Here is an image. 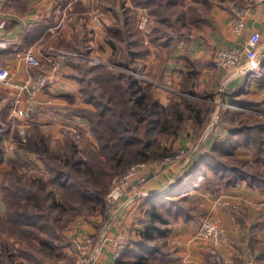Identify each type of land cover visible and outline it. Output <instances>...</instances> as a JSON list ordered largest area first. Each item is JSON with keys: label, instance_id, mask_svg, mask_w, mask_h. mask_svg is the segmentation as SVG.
<instances>
[{"label": "rangeland", "instance_id": "rangeland-1", "mask_svg": "<svg viewBox=\"0 0 264 264\" xmlns=\"http://www.w3.org/2000/svg\"><path fill=\"white\" fill-rule=\"evenodd\" d=\"M125 2L122 6V20L114 22V26L110 27L102 38L105 45L102 46L97 42L93 50L92 46L96 38L88 44L89 37L85 35L82 39L83 43L81 41L85 47L75 50L85 54L78 58L77 62L80 64L74 70L73 75L80 83L81 96L77 101L70 100L71 109L78 111L83 109V113L88 111L93 116L96 112V117L103 112L102 119H112V109L100 111L101 107L96 103L84 102V96L89 97L93 94L101 95L103 100L111 102L109 91L104 90L107 88L103 79L100 78L99 81L96 78L97 73L103 68L108 72L111 70L123 72L140 79L143 85H146L148 99L166 106L164 124L160 121V124L155 121L147 124L148 126L142 124L143 128L147 127V131L142 135L145 138L142 144L145 146L143 150L148 160L139 161L134 165L141 164L139 171L147 169L151 176L140 187L134 182L137 187L130 188L132 192L137 191L133 194L134 201H140L139 190L142 193L148 192L143 186L149 179L156 178L164 171L173 172L167 179L169 183L166 187L148 193L163 192L169 186L183 181L192 168L206 156L205 163L199 170L204 175L194 181V188L179 196H166L165 202L158 206L162 219L155 222L156 230L152 231V239L149 242L155 245L159 252L144 259L143 264H150L154 256H163L170 251V248L175 247L174 245L172 247L166 238V234L172 232L179 223V220L167 222L171 219V213L191 210V213L202 214L204 208L196 200V195H206L210 192L221 194L222 191L240 186L244 182L249 184V179L254 182L252 185L254 187L257 184L255 177L264 180V59L260 69L262 75L251 77L243 74L225 84L228 75L226 71L217 69L213 63L216 71L209 74L203 69L204 63L190 62L186 58L182 63L184 66L187 65V73L177 71L181 74L177 84H174L175 82L168 84L166 77L172 73L168 65L171 55L181 47L178 46L179 42L188 43L190 37L194 36L192 34L202 30L198 13H207L211 8L210 1L201 0L198 3L197 0H126ZM241 2L242 0H238V3ZM136 5L143 6L136 7ZM124 10L125 15L130 14V18L133 19L128 23L126 32L117 30L120 26L123 27ZM143 10L150 16L146 32L138 28L139 14ZM107 38L113 41L112 45ZM262 38L261 36L263 42ZM95 58L101 62L94 63ZM244 98L253 102L254 107L246 108L237 104L236 100ZM117 102L118 100L115 105ZM62 108L63 113L60 116L63 119L33 118L29 122L31 125L29 131L27 130L29 123L26 126L14 116H2L0 120L5 126L10 124L7 127L9 131L4 135V138L7 137L3 139L6 144L0 147V264H81L80 259L88 257L91 259L95 254L96 244L101 248L102 244L99 243H103L106 238L108 223H111V220H108L112 211L116 210L118 201L127 195L125 190L116 202L108 196L113 187V180L119 175L112 177L103 202L82 197L79 190L72 186L59 187L55 183H46L45 180L51 177L47 165L45 167L41 158L34 153L39 144L33 141L27 132L44 136L53 150L50 151L51 156L48 155L47 160L55 164L61 157L67 155L64 152L68 145L66 140L70 135L64 134L66 126H77L82 139L77 140L73 137L78 143L76 158L82 161L81 172L91 173L86 181L90 190L95 188L94 172L98 171L97 163L102 165L107 163V161H99V158L105 159V152L108 153V150L104 146L101 147V142L91 130V122L87 116L85 114L81 118L75 114L69 116L70 110L66 107ZM65 112L67 114H64ZM78 118L83 121L82 124L77 122ZM35 121L42 124L41 128H33L32 123ZM247 126L251 128H246ZM19 128L25 131L22 141L15 138ZM233 128L237 131L241 128L244 130L232 134L230 130ZM139 147L142 146L133 145L134 150ZM212 148L215 149L214 152ZM27 155L30 159L38 161L39 166L27 163L26 160L29 159ZM219 159L224 165L240 168L249 178L237 179L239 181H236L237 183H227L226 180L234 177V174L229 171L230 168L215 169L213 165ZM176 171L179 175L173 178L172 175ZM13 176L19 178L22 185L40 191V202H33L30 196L18 195L17 188L11 186ZM47 194L49 199L43 200ZM187 194L191 195L188 199L179 198ZM52 196H55L62 206L53 207L50 200ZM173 201L178 202L173 203ZM232 201H225V207L229 211H232L230 208L233 210L237 208L239 210L237 215L243 216L244 211L241 208H244V202ZM130 204V202L125 203V205ZM147 207H150V204ZM147 207L140 203L134 210L139 212L134 219H140V223L145 221ZM10 211L22 212L34 217L35 221L26 223L12 221ZM179 217L185 218L183 214ZM138 237L136 236L137 240L143 239L142 236ZM88 238L93 239L92 242H87ZM48 241L53 244L51 248L45 244ZM206 244L210 252L221 260L218 246ZM118 245L119 238L115 255ZM138 248L133 240L130 241L121 248L118 256H115L114 263L117 261L116 264H136L140 259V255L136 253Z\"/></svg>", "mask_w": 264, "mask_h": 264}, {"label": "crops", "instance_id": "crops-1", "mask_svg": "<svg viewBox=\"0 0 264 264\" xmlns=\"http://www.w3.org/2000/svg\"><path fill=\"white\" fill-rule=\"evenodd\" d=\"M88 1L81 0L75 4L71 10L72 14L78 15L86 11ZM125 1L109 0L105 25L98 32L95 43L105 45L102 38L107 29L114 26V22L122 20V6ZM200 1L197 0L198 3ZM209 1L210 10L207 13H198L202 30L192 34L194 36L190 37L188 43L179 42L178 46L181 47L170 57L168 65L173 74L169 73L166 77L168 84L172 82L177 84L181 78L178 72L187 71V65L185 67L182 63L186 58L190 62L204 63V71L210 74L216 71L212 65L216 48L241 46L251 31L259 32L264 39V0L252 3H248L247 0H242L241 3H238V0ZM59 4V0H0V43H6V46L0 45V67H8L11 75L18 81L23 82L29 77V67L22 57L27 50L34 49L44 54L59 49L72 51L85 47L82 44L84 35H75L72 32L75 19L61 25L62 5ZM236 9H245V27L241 34H238L232 25ZM89 39L92 41V38ZM77 61L79 60L63 59L57 71L51 69L50 63L43 61V69L47 70L51 80L49 93L39 94L42 100L52 98L54 106L69 109L70 103L66 96L73 97L75 101L80 99V83L73 75L76 66L80 64ZM2 113L3 111L0 114ZM68 114L72 115L71 110ZM10 116L12 115L9 112L8 117ZM49 117L63 119L60 114L40 115V118L46 120ZM77 122L83 123L80 118ZM172 173L164 171L156 178L149 179L143 188L148 192L163 189L168 185L167 179ZM177 175L179 172L176 171L172 176L175 178ZM135 192L137 191H127V195L118 201L116 210L112 211L108 220H111V223H108V233L101 243L97 261L114 264L115 247L120 233L126 235L128 239L130 237L135 240L137 233L143 229L140 219H134L139 214L134 210L141 203L138 200L134 201ZM196 200L200 202L204 212L192 213L185 218L179 217L177 219L179 223L174 230L166 234L168 243L175 247L172 246L173 249L170 248V251L161 258L154 257L155 260L150 264H264V184L252 187L244 182L240 186L222 191L221 194L210 192L206 195H196ZM231 200L244 202V208H241L244 211L243 216L234 214L225 207L224 202ZM127 202L131 204L125 205ZM205 216H211L226 230L218 244L221 260H218L210 252L208 245L197 237L198 228Z\"/></svg>", "mask_w": 264, "mask_h": 264}, {"label": "trees", "instance_id": "trees-1", "mask_svg": "<svg viewBox=\"0 0 264 264\" xmlns=\"http://www.w3.org/2000/svg\"><path fill=\"white\" fill-rule=\"evenodd\" d=\"M149 4V3H148ZM143 5H136V7H142ZM126 10V8H125ZM124 10V15H125ZM127 12V11H126ZM128 13V12H127ZM137 14V13H136ZM155 14V12H153ZM131 15H125V19L122 21L123 27H119V31L126 32L128 29V23L131 22L130 18ZM133 18V17H132ZM116 27V26H115ZM109 30V29H107ZM108 39V38H107ZM108 42L112 45L113 41H110L108 39ZM134 54V53H133ZM135 55V54H134ZM264 67V62H263ZM187 73V71L185 72ZM189 76V73H188ZM96 78L103 79L105 86L107 88L104 89L105 91H109V95H111V102H108L106 100H103L101 95H95L85 97L84 96V102L86 103H96L98 106L101 107L100 111H104L107 109H112V119L104 120L102 119L103 112L99 113V117H96V112L93 114L83 113V109H80L81 111L73 110L71 109V106L68 105V108L71 110L72 114H75L77 116L84 117L87 116V118L91 122V130L95 132V136L98 137L99 141L101 142V147H105L106 150H108V153L105 152V159H101L99 161H107L106 164L102 165L97 163L98 171L94 172L95 178H94V187L91 190L89 189V185L86 183L88 181L87 178H90L91 173L90 172H81V165L82 161L80 159L76 158L77 153V142L72 136H68V139L66 140L68 142L67 149H63L64 154H67L66 157H61L59 161H57L55 164H52L51 161L47 160V156H51L50 151L51 147L50 144L46 141L44 136L42 135H35L34 132H30L27 135H31L30 138H33V141H37V144L39 146L35 148V154H37L41 160L43 161V165L46 167L51 177H49V181L46 183H55L56 186L61 187H67L72 186L74 188H77L79 192L81 193L82 197L88 199H95L99 200V202L104 201L105 195L108 193V189L111 185V179L115 175H123L128 171V167L131 165H134L135 163H139V161H145L148 160L147 156L145 155L144 145L142 144L145 138L142 136L143 133L147 131V127L143 128L142 124H149L152 121L156 122H162L164 124L166 122V116L164 115V111L166 109V106L160 104L158 101H153L151 99H148V93L145 91L146 85H143V82L140 81V79L134 77L131 74L123 73V72H116V71H106L105 68L101 69L99 73H97ZM117 96V97H115ZM68 98L69 102L71 99H74L71 96H66ZM75 100V99H74ZM116 100L118 102L115 105ZM237 104L241 106H245L246 108L254 107L253 102H250L248 100L240 99L237 101ZM250 102V103H249ZM118 109V110H117ZM10 112V108L7 107L3 110V113L0 114V120L2 119V116L8 117V114ZM63 113V108L61 106H53V105H46L43 107H38L35 110V113L33 115V118H40V115L44 114H54L55 116L61 115ZM40 114V115H39ZM53 116V115H52ZM161 117V119H160ZM32 118V119H33ZM49 119H53L52 117H49ZM159 122V124H160ZM34 124L33 128L40 127V124L38 121L33 122ZM8 126L10 124H7ZM8 126H5V123H2L0 121V129L2 130V133L0 134V147L5 146L6 143H4L3 139L4 135L7 134ZM29 128L27 130L29 131L31 128V125L29 123ZM41 128V127H40ZM246 128H251L247 126ZM243 128L239 129L237 131L236 129H231L232 134H238L243 132ZM143 131V132H142ZM3 142V144H2ZM31 142V141H30ZM133 145H140L142 147L136 148V150L133 149ZM132 148H131V147ZM92 150H95L93 148H90ZM140 149V150H137ZM212 152L215 151L214 148H212ZM37 151V152H36ZM143 153V154H142ZM78 155V154H77ZM81 156V155H80ZM29 158V155H27ZM202 160V159H201ZM198 163L195 167L192 168V170L188 173L187 176H185V179L181 182H179L177 185L169 186L165 191L160 193H154V194H148L145 197L140 196V201L143 206H148L150 204V207H147L145 213L147 215V219L143 221L141 224L144 226V228L138 232L139 235L142 236L143 239H135L129 237V241H134L138 246V250L136 251L137 255H140V259H138L136 264H143L144 259L147 258V256H153L159 252L158 248H156L155 245H152L149 241L152 239V231L156 230V224L155 222L160 221L162 219V214L158 210V206L165 202L164 197L166 196H179L183 194L184 192H189V190H192L194 187V181L204 175L203 173H200L199 170L202 168V164L205 163V158ZM27 163L29 164H37L39 166V162L35 161L33 159H27ZM213 162V161H212ZM220 165V167H219ZM215 169L220 170H227L231 171L232 175L234 177L227 179V183L230 182H239L237 179H246L249 178L245 173H242V170L237 167H230L227 165H224L221 160H216L214 163ZM93 174V173H92ZM254 178V177H252ZM13 180L11 181V186L13 188L16 187L18 195L20 196H30L32 198L33 202H40L41 200V194L40 191H35L30 186H24L19 182V178L16 176H13ZM257 184H264V180L255 177ZM237 181V182H236ZM249 184L252 186L254 182L252 183L251 179H249ZM12 189H10L11 191ZM188 196L191 195H182L181 198L188 199ZM186 197V198H185ZM49 199L48 194L43 200ZM31 200V199H30ZM42 200V202H43ZM51 205L53 207L59 208L62 206L61 203H59L55 196L50 197ZM178 202V201H177ZM173 201V203H177ZM161 203V204H160ZM43 204V203H42ZM28 206V205H27ZM191 210H187L185 212L175 211L170 214L171 219L167 222H173L179 218L181 214H183L185 217H187L191 213ZM10 216H12L11 220L15 222H32L35 221L34 217H29L24 213H16L10 211ZM149 216V217H148ZM48 218V216H45ZM166 222V223H167ZM47 247H52V243L50 241L45 242ZM164 256V255H163ZM163 256H158L159 258ZM156 257V256H154ZM153 257V258H154ZM152 258V260H153ZM155 260V259H154ZM153 260V261H154ZM175 262V260H173ZM117 261L114 263L116 264ZM20 264V263H19Z\"/></svg>", "mask_w": 264, "mask_h": 264}, {"label": "built area", "instance_id": "built-area-1", "mask_svg": "<svg viewBox=\"0 0 264 264\" xmlns=\"http://www.w3.org/2000/svg\"><path fill=\"white\" fill-rule=\"evenodd\" d=\"M81 0H59V5H62L61 12V25L67 23L71 19H75V23L72 25V32L75 35H88L89 38H96L98 32L103 29L105 25V19L109 9V0H89L87 9L82 14L73 15L71 10L74 5ZM256 0H247L248 3H252ZM262 1V0H261ZM235 17L233 19L232 25L234 30L241 34L245 27V9H236ZM150 23V16L147 11L143 10L139 14L138 28L142 31H147ZM88 33H86V30ZM51 30L54 31L53 28ZM88 38V39H89ZM88 44L92 42L88 40ZM6 46L5 42L0 43V45ZM87 44V46H88ZM95 42L92 46L94 48ZM264 49V42L261 40L259 32L251 31L246 37L245 42L241 46L233 47H218L213 54V63L217 69L224 70L228 73L226 77V82H230L243 74L248 76H260L261 62L259 61V56ZM81 53L75 50L68 51L64 49H59L54 52H47L40 54L34 49L27 50L22 57L24 58L26 65L29 67L30 73L23 82L18 81L11 75V71L8 67H0V113L7 107L10 108V113L12 116L20 120V122L27 126V124L32 120L35 110L38 107H43L46 105H54L52 98L42 100L39 97L40 93L48 94L50 91L49 83L51 76L47 70L43 69V61H47L51 65L53 71H57L60 68L61 60L63 59H74L82 57ZM94 63H100L99 59H94ZM22 127V126H21ZM24 128V127H22ZM20 129V128H19ZM18 129L17 137L18 141L24 140L25 131L23 129ZM64 134L70 135L77 140H81L82 136L78 133V127L75 125L66 126ZM12 148V145L10 146ZM141 164L132 166L125 174L117 176L113 180V187L111 189L109 198L116 202L125 192L129 191L130 188L135 189L138 183L139 187L145 183L151 173L147 169L139 171ZM140 195H148L149 193L140 192ZM234 214H238L239 210L237 208H230ZM225 228L219 224L217 221L213 220L212 217H205L197 231V237L210 246L217 247L221 237L225 235ZM93 240V239H92ZM90 238L87 242H92ZM128 243V237L124 234L119 236V245L116 252V257L121 251V248L125 247ZM90 251L92 245L90 244ZM100 249L96 244L94 248V253L96 254V259L99 256ZM95 261L93 264H104L101 261ZM90 257L80 259L81 264H89Z\"/></svg>", "mask_w": 264, "mask_h": 264}, {"label": "water", "instance_id": "water-1", "mask_svg": "<svg viewBox=\"0 0 264 264\" xmlns=\"http://www.w3.org/2000/svg\"><path fill=\"white\" fill-rule=\"evenodd\" d=\"M263 59H264V49L262 50V52L259 56V61L262 62ZM99 245H101V243H99ZM95 258H96V254H93V256L91 257V260H90V264H93Z\"/></svg>", "mask_w": 264, "mask_h": 264}]
</instances>
